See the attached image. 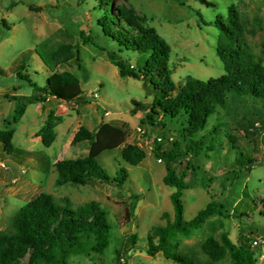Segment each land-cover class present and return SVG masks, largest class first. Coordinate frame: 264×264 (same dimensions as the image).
Instances as JSON below:
<instances>
[{
	"label": "rangeland",
	"instance_id": "obj_1",
	"mask_svg": "<svg viewBox=\"0 0 264 264\" xmlns=\"http://www.w3.org/2000/svg\"><path fill=\"white\" fill-rule=\"evenodd\" d=\"M118 4L132 5L135 14L145 17L167 40L172 48L173 79L178 85L184 84L189 77L208 80L225 73L217 54L221 30L216 19L220 15L227 16L231 5L250 22L253 32L248 34V42L254 53L264 51V0H116L114 13ZM198 13H201L204 22ZM100 15L96 0H0L1 124L7 126L15 114L16 101L13 97L21 98L26 107L20 122L11 126L16 130L15 151L8 154L0 143V229L6 230L11 217L42 193L51 194L62 203L68 199L74 206L98 201L108 211L107 218L112 227L111 244L103 255L73 256L71 264H176L161 254L150 256L145 252L152 229L166 225L164 214H169L171 218L174 216L171 195L175 189L164 183L165 164L153 153L152 143L161 139V129L143 124L144 112H132L140 109L133 100L151 103L153 95L142 81L121 77L106 51L84 43V31L96 36L93 29ZM68 40L78 46L80 54L69 64L59 65L55 70L76 74L85 95L91 100L66 104L50 99L44 106L33 102L32 88L17 77L21 55L28 53V75L43 86L51 70L35 49L48 51ZM98 42L107 50L115 48L102 36ZM122 57L135 64L138 55L123 53ZM52 109L63 120L56 128V141L46 147L38 132ZM223 115L230 125L229 129H233L231 134L237 137L239 150L233 149L230 139L225 138L219 157L205 161L204 167L217 179L236 168L239 152L257 162L244 184L249 197L242 194L240 201L228 184L226 188L221 186V179L213 187L218 196L229 199L232 205V216L226 221V230L231 233V238L238 242L241 228L247 231L246 237L254 232L251 237L264 239V126L258 122L256 127L260 130L254 135H245L243 123H237L242 113L238 118L232 111L223 112ZM226 119L221 120L223 130L227 127ZM103 124L124 127L129 134L127 143L144 147L148 152L147 158L138 166L129 165L122 158L121 148L107 151L99 157L111 177L117 176L121 168L128 172L129 176L121 187L110 183L57 187L55 163L67 158L86 157L89 153L88 143L72 146L75 134L82 126L95 132ZM181 161L185 164V160ZM182 167L178 161V170ZM203 176L200 175V179ZM191 177L189 174L188 180ZM182 200L185 218L191 220L206 207L211 197L206 189L197 186L185 190ZM255 202L257 209L253 211ZM241 204L243 211H249L248 216L242 219L237 218V208ZM217 219L211 218L192 238L184 239L183 246L200 249V244L212 233L220 238L222 230L212 231V221ZM133 234L138 235L136 245L130 238ZM254 251L258 264H264V247ZM222 264H230L229 258Z\"/></svg>",
	"mask_w": 264,
	"mask_h": 264
},
{
	"label": "trees",
	"instance_id": "obj_2",
	"mask_svg": "<svg viewBox=\"0 0 264 264\" xmlns=\"http://www.w3.org/2000/svg\"><path fill=\"white\" fill-rule=\"evenodd\" d=\"M96 1L101 13L93 29L96 36L84 31V43L106 51L109 61L118 68L121 77L142 81L153 95L151 103L133 100L140 109L132 112H144L141 122L161 129V139H155V143H152L153 153L165 164L164 183L175 189L171 195L174 216L171 218L169 214H164L167 223L152 229L145 252L150 256L161 254L176 264H222L228 258L230 264H258L259 259L252 247L255 237L250 236L254 232L246 237L247 231L240 228L239 241L231 238V233L226 230V221L232 216V205L229 199L218 196L213 187L221 179V186L226 188L228 184L240 201L242 194L249 197L244 184L257 162L239 152L236 168L217 179L204 167L205 161L219 157L225 138L230 139L233 149L239 150L237 137L231 134L233 129H229L223 112L232 111L236 118L242 113L237 123H243L245 135L256 134L260 130L256 127L258 122L264 126V51L254 53L248 42V34L253 32L249 20L234 5L228 7L227 16H218L216 24L221 35L217 54L225 73L208 80L189 77L184 84L178 85L173 79L172 48L157 29L145 17L136 15L132 5L118 4L114 13L116 0ZM198 14L201 17V13ZM200 19L204 22L202 17ZM2 23L5 25V20ZM101 36L116 49L107 50L102 46L98 42ZM35 51L40 53L51 70L45 85H40L28 75V53L21 55L17 65V77L32 88L33 102L44 106L50 99L66 104L91 100L85 95L76 74L55 70L57 66L69 64L79 56L80 50L72 40L48 51L37 48ZM123 53L137 54L135 64L126 61ZM13 100L16 101V109L12 120L7 126L0 122V143L8 154L15 151L16 130L11 126L19 123L26 111L21 98L13 97ZM224 119L227 124L225 130L221 126ZM62 120L55 109L50 110L38 132L46 147L56 141V128ZM128 138L124 127L103 124L93 132L82 126L71 144L88 143L89 153L86 157L57 161L56 186L97 183L123 186L128 172L121 168L117 176L111 177L101 165L99 157L107 151L121 148L122 158L127 164L140 165L148 152L142 146L128 144ZM181 160H185V164ZM178 161L184 166L181 170L177 168ZM189 174L192 175L190 180ZM202 174L205 179H200ZM197 186L207 190L211 201L193 219L187 220L183 193ZM256 209L255 202L253 211ZM247 212L242 210L241 204L237 208V218L248 216ZM107 217L108 211L98 201L74 206L68 199L62 203L53 195L42 193L11 217L6 230L0 229V264H71L73 256L103 255L112 238V227ZM213 217L218 219L212 221V231L222 230L220 238L212 233L200 244V249L183 246L184 239L192 238ZM130 238L136 245L138 235L133 234Z\"/></svg>",
	"mask_w": 264,
	"mask_h": 264
},
{
	"label": "built area",
	"instance_id": "obj_3",
	"mask_svg": "<svg viewBox=\"0 0 264 264\" xmlns=\"http://www.w3.org/2000/svg\"><path fill=\"white\" fill-rule=\"evenodd\" d=\"M252 247L254 249L262 248L264 247V239L263 238H256L252 242Z\"/></svg>",
	"mask_w": 264,
	"mask_h": 264
},
{
	"label": "water",
	"instance_id": "obj_4",
	"mask_svg": "<svg viewBox=\"0 0 264 264\" xmlns=\"http://www.w3.org/2000/svg\"><path fill=\"white\" fill-rule=\"evenodd\" d=\"M140 204H141V203L138 204V206H137V208H136V212H138Z\"/></svg>",
	"mask_w": 264,
	"mask_h": 264
}]
</instances>
